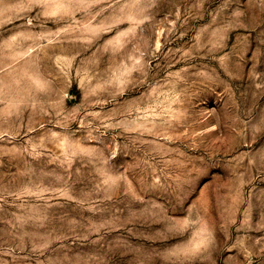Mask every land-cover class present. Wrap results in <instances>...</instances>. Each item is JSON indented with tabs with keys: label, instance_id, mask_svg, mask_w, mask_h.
Returning a JSON list of instances; mask_svg holds the SVG:
<instances>
[{
	"label": "rangeland",
	"instance_id": "rangeland-1",
	"mask_svg": "<svg viewBox=\"0 0 264 264\" xmlns=\"http://www.w3.org/2000/svg\"><path fill=\"white\" fill-rule=\"evenodd\" d=\"M0 264H264V0H0Z\"/></svg>",
	"mask_w": 264,
	"mask_h": 264
}]
</instances>
